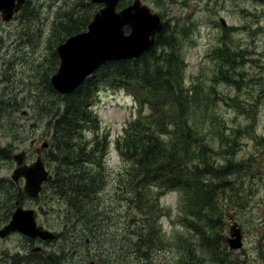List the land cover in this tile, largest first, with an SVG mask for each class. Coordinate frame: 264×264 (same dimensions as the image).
Returning a JSON list of instances; mask_svg holds the SVG:
<instances>
[{
    "label": "trees",
    "instance_id": "obj_1",
    "mask_svg": "<svg viewBox=\"0 0 264 264\" xmlns=\"http://www.w3.org/2000/svg\"><path fill=\"white\" fill-rule=\"evenodd\" d=\"M130 1L121 0L118 8ZM140 1L149 3L154 9L156 5L163 7L160 0ZM73 2L61 31L58 29L66 13L55 23L52 36H56V41L85 31L100 8L89 0H65L64 7L68 9ZM79 7L85 10L80 11ZM160 16L163 28L153 49L138 59L104 63L68 95L57 94L46 81L50 95L39 112L50 134L52 132L43 152L44 165L51 178L43 185L40 195L48 200V211L54 207L52 213L60 219L59 227L63 225L56 240L73 234V243L86 246L91 245L92 240L101 243L93 237L107 227L106 207L98 195L107 180L104 159L108 143L100 133V123L91 105L99 90H123L132 96L137 116L128 122L115 143L124 164V171H118L116 181L126 187L122 195L125 214L129 225L136 224L130 234L137 240L134 244L126 241L123 230L120 249L125 250L127 258L133 256L139 264H154V258L161 262L173 245L178 255L172 257L171 264H203L199 258L205 254L210 259L207 264H240L222 241L221 231L224 234V226L231 217L229 208L239 196V185L231 184L233 176L238 170L241 174L243 168L250 172L255 160L251 156L237 160L240 129H222L221 122L211 123L210 129L202 127L204 114L208 111V119H211L216 102L226 103V100L214 89L209 93L203 87L191 88L192 93L187 90L185 62L175 37L178 29L170 26L162 14ZM217 49L222 55L218 59L219 75L215 76V82L224 80L241 86L243 80L229 79V71L242 65L244 53L226 47ZM38 89L44 97L45 85ZM227 101L237 114L249 115L253 107L242 99ZM145 109L147 115L144 116ZM214 119L218 121L216 116ZM11 153L9 149L0 148V161L7 160ZM243 177L239 180L242 186ZM6 182L10 183L5 181L0 186L1 222L11 215L15 201L22 203L25 199L17 191L14 193L12 184ZM170 194L177 195L179 204V214L175 218L161 201ZM57 200L56 206L52 202ZM228 201L231 207L227 206ZM132 210L138 216L137 222L130 217ZM163 220L170 223L169 235L163 232ZM53 228L55 226L48 225V229ZM103 235L107 236L101 244L106 248L108 264L119 262L121 250L108 248V233ZM60 253L61 257L65 255ZM59 255H50L47 263L56 264L61 258ZM96 262L99 263L97 259Z\"/></svg>",
    "mask_w": 264,
    "mask_h": 264
},
{
    "label": "rangeland",
    "instance_id": "obj_2",
    "mask_svg": "<svg viewBox=\"0 0 264 264\" xmlns=\"http://www.w3.org/2000/svg\"><path fill=\"white\" fill-rule=\"evenodd\" d=\"M27 1L29 4L24 5L26 10L23 7L24 11L21 10L9 22H3L0 18V148L9 149L14 154L25 151L28 162H33L37 157L35 151L42 143H49L52 137V132L50 134L46 120L41 118L39 111L50 95L46 81L50 84L51 76L57 72L58 58L56 55L53 56V51L65 41H56V36H52L55 33V23L57 20L61 21L66 13L58 29L61 31L74 2L67 9L63 4L65 0ZM133 1L121 8L117 7L116 10L119 11ZM160 2L163 7L156 5V9L149 3L144 4L159 16L162 14L170 26L175 25V29H178L175 37L185 62L184 82L187 90L192 93L191 88L195 87L197 90L198 87H203L206 93H209L210 89H214L228 103L216 102L213 117L208 119L207 111L202 118V127L210 129L211 123L215 125L221 122L222 129H240L237 137L241 143L237 160L250 156L255 160L250 172L249 169L243 168L241 174L238 170L233 176L231 184L239 185L237 186L239 196L235 199L234 206L229 208L231 217L229 219L227 216L229 220L224 226V234L221 231L222 241L229 237L230 228L236 225L242 234V248L235 251L229 249L234 257L240 260V264H264V0H160ZM98 6L101 8V5ZM79 10L85 9L79 7ZM220 19L224 20L225 27L220 24ZM128 33L129 29L126 30V35ZM220 47L244 53L242 65L229 71V79L243 80L241 86L226 83L224 80L215 82V76L219 75L218 59L222 55L217 49ZM215 53L217 57H214ZM44 85L47 93L42 97L38 87L42 88ZM128 96L123 90L102 89L97 92L91 105L100 123L98 127L100 133L108 143L104 159L107 180L98 197L106 207L108 217L107 227L103 233H108L107 246L114 250L120 249L123 230L126 241L134 244L137 240V237L130 234L135 230L136 224L129 225L125 214L122 195L126 187L116 181L119 177L118 171H124V164L115 149V143L123 134L128 122L137 116L132 100ZM230 98L242 99L253 104L249 115L237 114L236 109L227 101ZM196 109L199 110V107ZM144 113V116L147 115L146 109ZM42 159L44 162L43 153ZM12 169L13 163L0 161L1 183H5L3 178H7ZM241 177L244 186L239 182ZM161 201L165 207H169L166 211H169L172 217L178 216L179 204L176 194L165 195ZM46 203L49 204L48 200L44 195H40L36 200L24 199L22 205L26 209L36 211V221L39 225L45 228H48V225L55 226V229L49 230L57 234L63 229V225L59 227L60 219L52 213L54 207L51 206L48 211ZM52 203L57 206L59 201ZM227 206L231 207L230 201L227 202ZM130 217L138 221L134 210L131 211ZM169 224L163 220V232L167 235L170 232ZM103 233L96 232L93 239H99L104 244V236L106 238L107 236ZM73 238L74 235L70 234L49 242V246L43 249L45 255L36 257L35 254H31L32 258L26 260L25 264H48V257L59 255L61 251L65 255L63 257L59 255L61 260H57L56 264L91 262L97 264L96 259L99 261L98 264H108L105 256L107 251L103 244L92 240L91 245L86 246L87 244L83 243H73ZM22 243L23 239L19 236L0 240V260L5 250L12 254L20 252L27 254L28 250L20 248ZM125 244L127 245V242ZM120 250L118 253L120 261L114 264H139L133 256L131 259L127 258L124 249ZM177 255V249L173 245L172 250L163 255L164 260L156 262L154 258L153 263L171 264L172 257L176 258ZM199 259H202L203 264L210 261L206 254Z\"/></svg>",
    "mask_w": 264,
    "mask_h": 264
},
{
    "label": "water",
    "instance_id": "obj_3",
    "mask_svg": "<svg viewBox=\"0 0 264 264\" xmlns=\"http://www.w3.org/2000/svg\"><path fill=\"white\" fill-rule=\"evenodd\" d=\"M121 0H90L101 5L84 32L69 37L60 44L56 53L59 59L57 72L50 78L53 90L59 95H67L76 90L83 81L92 75L102 64L109 61L137 59L149 52L156 36L162 29L160 17L140 0L116 11ZM25 0H0V18L9 22L24 4ZM220 24L225 27L223 19ZM129 29L126 35L124 30ZM47 145L43 144L42 148ZM23 153L12 156L16 168L11 179L24 181L21 192L29 199H36L50 176L41 157L29 165L22 164ZM7 225L0 229V238L11 233H19L28 238L53 241L56 235L38 226L36 213L18 205ZM228 247L237 250L242 247L240 231L232 226ZM92 264V263H91Z\"/></svg>",
    "mask_w": 264,
    "mask_h": 264
},
{
    "label": "flooded vegetation",
    "instance_id": "obj_4",
    "mask_svg": "<svg viewBox=\"0 0 264 264\" xmlns=\"http://www.w3.org/2000/svg\"><path fill=\"white\" fill-rule=\"evenodd\" d=\"M32 143V142H31ZM36 156H40V154H42V152L40 151V149L36 150ZM19 153H23V157H22V164L23 165H29L31 162H28L27 158V153L25 151H20ZM14 153H11L9 158L7 160H4V162H8V163H13V169L10 173V175H7V178H3L5 181H10V183L12 184V187L14 190H12L14 193L17 191V194L24 197L25 199H29L27 196H25L23 194V192H21L22 186H23V180H18V181H13L11 179L12 176V172L13 170L16 168V165L14 163V161L12 160V155ZM1 179V178H0ZM0 186H1V181H0ZM30 200V199H29ZM18 202L19 206H22V203H20L19 201H15V203ZM24 208V207H23ZM26 209V208H24ZM33 210V209H31ZM1 205H0V212H1ZM36 213V211H35ZM11 218V215L8 217V219L4 222H1V213H0V229L2 227H4L5 225L8 224L9 220ZM36 220H37V213H36ZM37 225L39 226V224L37 223ZM41 226V225H40ZM43 227V226H42ZM45 228V227H43ZM47 228V227H46ZM12 236H19L20 238L23 239V243L21 244L20 248H23V250H28L27 254L24 252H20V253H11L10 251L8 252L7 250L3 251L5 252L4 254H2L1 260H0V264H17V262H19L20 264H25L26 260L31 259L32 255L31 254H35V256H39V255H45L44 252V247L49 246V242L48 241H42L39 238H28L26 236H23L19 233H11L8 236H6L5 238H0V240H5L7 238H10ZM57 236V234H56Z\"/></svg>",
    "mask_w": 264,
    "mask_h": 264
}]
</instances>
